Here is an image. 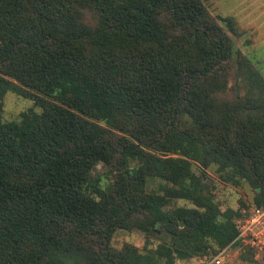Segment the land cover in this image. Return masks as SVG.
I'll list each match as a JSON object with an SVG mask.
<instances>
[{"label": "trees", "instance_id": "trees-1", "mask_svg": "<svg viewBox=\"0 0 264 264\" xmlns=\"http://www.w3.org/2000/svg\"><path fill=\"white\" fill-rule=\"evenodd\" d=\"M204 1L0 0V100L32 103L0 114V264H174L241 246L242 209L220 211L207 175L264 207V79ZM132 230L141 251L110 247Z\"/></svg>", "mask_w": 264, "mask_h": 264}, {"label": "rangeland", "instance_id": "rangeland-1", "mask_svg": "<svg viewBox=\"0 0 264 264\" xmlns=\"http://www.w3.org/2000/svg\"><path fill=\"white\" fill-rule=\"evenodd\" d=\"M204 6L211 17L216 21L221 18H232L237 29V36H230L234 48L244 56L264 79V0H205ZM222 26L223 24L220 23ZM234 73H228L225 77L226 87L219 97L229 101L233 95ZM32 107L29 100L22 99L11 93H6L0 100V114L3 122L18 121L19 114ZM98 173L104 172V167L96 166ZM207 177L212 183L213 204L220 211L226 209L246 210L251 207L252 191L246 185L232 187L220 182L211 171ZM240 202L247 206L240 207ZM176 206H188L184 202H176ZM148 248L155 246V241H149ZM124 244L133 246L141 251L144 245L143 235L136 231H116L109 245L113 249H120ZM229 248L228 257L224 261L226 264H261L257 262H240L239 255L243 253V245ZM174 264H195L193 260L175 261Z\"/></svg>", "mask_w": 264, "mask_h": 264}, {"label": "built area", "instance_id": "built-area-1", "mask_svg": "<svg viewBox=\"0 0 264 264\" xmlns=\"http://www.w3.org/2000/svg\"><path fill=\"white\" fill-rule=\"evenodd\" d=\"M243 216L235 221L238 231L236 239L246 246L254 261L264 257V207H248L242 210ZM229 248L220 250L217 254L206 258H195V264H223L228 257Z\"/></svg>", "mask_w": 264, "mask_h": 264}]
</instances>
